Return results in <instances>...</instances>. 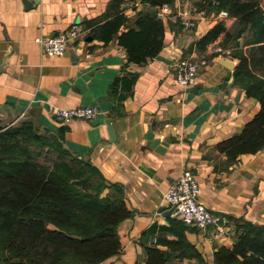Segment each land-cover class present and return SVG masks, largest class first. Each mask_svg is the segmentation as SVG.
Returning a JSON list of instances; mask_svg holds the SVG:
<instances>
[{"label": "crops", "instance_id": "1", "mask_svg": "<svg viewBox=\"0 0 264 264\" xmlns=\"http://www.w3.org/2000/svg\"><path fill=\"white\" fill-rule=\"evenodd\" d=\"M257 1L264 10V0ZM144 5L142 0H0V104L34 121L41 133H57L63 126L64 148L95 165L114 185L110 195L123 199L126 215L116 228L119 249L100 264H199L193 248L205 264H216L215 251L233 243L235 228L215 238L209 229L181 227L175 223L177 213L168 212L164 194L188 167L200 185L199 200L231 217V225L232 218L264 224V147L232 153V145L223 144L239 135L261 107L232 76L239 59L231 50L246 54L248 33L237 38V46H223L237 17L214 18L217 11L207 0H175L174 10L204 8L208 17L191 30L172 15L162 19L165 36L158 54L168 62L156 56L141 64L128 62L115 38L103 44L87 35L93 26L89 20L103 22L121 10L132 16L133 7ZM72 22L80 24V38L63 55H44L37 39ZM219 23L224 30L217 38L200 43ZM181 57L203 62L192 85L181 86L175 79ZM220 57L230 58L234 67H226ZM126 72L136 77L117 103L110 84ZM85 105L99 107L94 119L61 124L52 117L56 108ZM12 120L10 111L0 114L1 129Z\"/></svg>", "mask_w": 264, "mask_h": 264}, {"label": "trees", "instance_id": "2", "mask_svg": "<svg viewBox=\"0 0 264 264\" xmlns=\"http://www.w3.org/2000/svg\"><path fill=\"white\" fill-rule=\"evenodd\" d=\"M207 1L210 8L238 19L234 33H225L223 46L231 41L237 46V38L249 31L246 54H232L239 59L232 76L261 107L239 135L223 144L232 145V153H254L264 147V10L256 0ZM142 3L148 6L133 7L132 16L121 10L103 22L99 17L89 20L93 26L87 35L103 44L115 38L126 49L128 62L145 63L164 43L165 25L156 9L163 3L173 7L175 0ZM223 30L222 23L216 24L199 42L213 41ZM135 77L126 72L112 81L117 103L131 91ZM63 135V126L57 133H41L30 119L0 127V264H100L119 249L116 228L126 215L123 199L110 195L114 185L95 165L64 148ZM43 149L64 159L41 162ZM232 220L235 239L215 251L214 263L264 264V224ZM175 223L185 224L180 219Z\"/></svg>", "mask_w": 264, "mask_h": 264}, {"label": "built area", "instance_id": "3", "mask_svg": "<svg viewBox=\"0 0 264 264\" xmlns=\"http://www.w3.org/2000/svg\"><path fill=\"white\" fill-rule=\"evenodd\" d=\"M159 18L165 19L172 15L180 19V25L184 30H191L196 21L207 18L204 8L191 7L186 13L176 9L168 3H163L156 9ZM224 9L216 12L213 17H226ZM82 35V29L78 22H72L66 29L55 32L45 37L38 38L42 52L48 57L63 55L68 46L78 40ZM201 62V61H200ZM199 63L189 57L179 58L175 63V79L181 86L194 84L198 72ZM99 113L97 105L75 106L69 108H56L52 112L55 121L67 124L74 119H94ZM200 185L193 171L184 167L174 183L164 194V201L173 208L179 219L186 225L201 229H209L212 237L220 238L229 235L231 224L229 219L219 215L199 200Z\"/></svg>", "mask_w": 264, "mask_h": 264}, {"label": "water", "instance_id": "4", "mask_svg": "<svg viewBox=\"0 0 264 264\" xmlns=\"http://www.w3.org/2000/svg\"><path fill=\"white\" fill-rule=\"evenodd\" d=\"M87 40H91V37L88 36V37H87ZM156 58L168 62V61H167L162 55H160V54H157V55H156ZM219 60H220V62H221L222 64H224V65H225L226 67H228L229 69H232V68L234 67V62H233L230 58H228V57H220ZM7 110L10 111L11 114H12V118H13L12 122H13V121H23V120H25V119H28V117H21V116L17 115V114L13 111V109L11 108V106H10L9 104H7V103L0 104V114H6V113H7ZM33 122H34V121H33ZM108 130H109L110 138H111V139H114L115 133H114L113 126H112V125H109V126H108ZM164 209H165V206H162V207L160 208V210H164ZM168 212H169V213L174 212V209L170 207V208L168 209Z\"/></svg>", "mask_w": 264, "mask_h": 264}, {"label": "rangeland", "instance_id": "5", "mask_svg": "<svg viewBox=\"0 0 264 264\" xmlns=\"http://www.w3.org/2000/svg\"><path fill=\"white\" fill-rule=\"evenodd\" d=\"M257 1V0H256ZM226 11V10H225ZM218 12V11H217ZM228 13V12H227ZM249 31H246L245 33H248ZM248 37H249V34L247 35V36H244V41L246 40V39H248ZM221 44H222V42H221ZM232 45V46H234V42L233 41H231V42H229L227 45H226V47L227 46H229V45ZM239 50L238 49H232L231 50V54H238L237 52H238ZM17 122V121H16ZM46 149H43L42 151H41V155H40V158H38L41 162H45V163H50V162H52V161H54V160H61V159H64V157H61L60 155H58L57 153H55V152H49V151H47ZM68 160V159H67ZM231 227H232V229H233V231H234V228H235V224L234 223H232V225H231Z\"/></svg>", "mask_w": 264, "mask_h": 264}]
</instances>
